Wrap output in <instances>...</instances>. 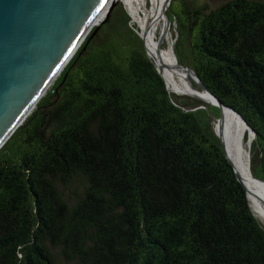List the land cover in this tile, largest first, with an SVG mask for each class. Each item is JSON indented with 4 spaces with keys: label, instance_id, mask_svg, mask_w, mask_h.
<instances>
[{
    "label": "trees",
    "instance_id": "16d2710c",
    "mask_svg": "<svg viewBox=\"0 0 264 264\" xmlns=\"http://www.w3.org/2000/svg\"><path fill=\"white\" fill-rule=\"evenodd\" d=\"M166 15L178 64L254 131L264 181V0H172ZM205 103L168 91L113 6L0 148V264H264ZM218 129L233 136L226 113Z\"/></svg>",
    "mask_w": 264,
    "mask_h": 264
},
{
    "label": "water",
    "instance_id": "95a60500",
    "mask_svg": "<svg viewBox=\"0 0 264 264\" xmlns=\"http://www.w3.org/2000/svg\"><path fill=\"white\" fill-rule=\"evenodd\" d=\"M109 1L105 17L101 22L107 19L115 2L111 0H0V148L44 95L47 86L59 76L86 37L87 28L96 14ZM170 2L171 0L166 2L165 16L167 21L172 23L173 21L171 22L166 15ZM140 37L144 44L143 36L140 35ZM174 41L175 38L173 44ZM144 48L146 51L145 44ZM146 55L167 88L161 75V66L156 64L147 51ZM179 66L191 72L197 85L214 100L211 105L220 110V117L217 119L218 128L222 109L225 108L237 114L248 132L253 138L255 137L254 131L237 111L222 104L203 85L193 70L181 64ZM218 128L217 135L221 140L225 156L247 196V190L226 153ZM257 180L264 183L262 180Z\"/></svg>",
    "mask_w": 264,
    "mask_h": 264
},
{
    "label": "bare ground",
    "instance_id": "6f19581e",
    "mask_svg": "<svg viewBox=\"0 0 264 264\" xmlns=\"http://www.w3.org/2000/svg\"><path fill=\"white\" fill-rule=\"evenodd\" d=\"M112 1L115 3L121 1L127 7L132 21L138 26V33L143 36L148 55L158 66H161V75L166 82L169 92L176 95L191 96L192 98L209 104L214 103V100L205 90L195 88L192 85V80L194 81L193 74L179 66L173 53V43L167 46L168 50L161 48L163 37L160 35V27L164 20L166 23L168 22L166 17L164 18L167 0H111V2ZM109 3L110 1L96 14L90 26L87 28L86 35L91 27L97 24L96 22L99 18L105 17ZM53 81L47 86V89ZM222 112L223 116L224 113H226L228 121L234 127V134L229 141L227 139L228 142H225L222 137L226 153L247 190V198L251 210L257 217L264 220V183L252 176L248 162L249 152L244 146L246 133L249 136V141L255 137L253 138L252 134L248 132L243 121L237 114L225 108L222 109ZM231 114L236 118H233Z\"/></svg>",
    "mask_w": 264,
    "mask_h": 264
},
{
    "label": "rangeland",
    "instance_id": "374dc122",
    "mask_svg": "<svg viewBox=\"0 0 264 264\" xmlns=\"http://www.w3.org/2000/svg\"><path fill=\"white\" fill-rule=\"evenodd\" d=\"M222 1H224V0H196V2L197 3H208L209 4V6L210 7H215L216 5H218V4H220ZM171 2H172V0H171ZM170 2V3H171ZM117 4H121L124 8H125V10L128 12V14H129V16H130V19H131V24L133 25V26H135L136 27V29H137V31H138V26H137V24H135L133 21H132V18H131V15H130V13H129V11H128V9H127V7L125 6V4L123 3V2H121V1H119V2H116L115 4H114V6L115 5H117ZM175 5V4H174ZM170 6V5H169ZM168 9H169V7H168ZM168 9H166V11H168ZM165 14V13H164ZM165 16V15H164ZM104 18V16L103 17H101V18H99V20L96 22L97 24H95V25H93L92 27H95L96 25H99L100 23H101V19H103ZM165 18V17H164ZM100 21V22H99ZM92 27H91V29H92ZM90 29V30H91ZM89 30V31H90ZM168 30H170V33H171V37H172V40H174V36H175V24H174V22H172V23H169V22H167L166 23V21L164 20V22L161 24V27H160V35L163 37V42H162V45H161V48L162 49H165V50H167L166 48H167V46L169 45V44H167V42L165 41V38H167L166 37V35H168ZM88 31V32H89ZM88 34V33H87ZM188 74V73H187ZM189 76V75H188ZM192 85L195 87V88H198V89H201L198 85H197V83L195 82V81H192ZM49 89V88H48ZM47 89V90H48ZM46 90V91H47ZM172 93V92H171ZM174 95V97L177 99V100H179V101H186V102H189V103H191V102H193L194 100H197V101H200V102H203V101H201V100H198V99H195V98H192L191 96H183V95H176V94H173ZM203 103H205V102H203ZM205 104H207L208 106H213V105H211V104H208V103H205ZM232 116V115H231ZM233 117V116H232ZM233 118H236V117H233ZM226 119H227V117H226ZM227 123H229L232 127H233V125L228 121V119H227ZM234 128V127H233ZM249 136H248V134L246 133V135H245V141H244V146H245V148L247 149V151L249 152V157H250V149H251V144H252V141H253V139L251 140V141H249L248 138ZM250 142V143H249ZM249 162V161H248ZM249 168H250V163H249ZM248 199V198H247ZM252 211V210H251ZM252 213H253V215L256 217V219L260 222V224L264 227V220L262 219V218H259V217H257V215L252 211Z\"/></svg>",
    "mask_w": 264,
    "mask_h": 264
}]
</instances>
